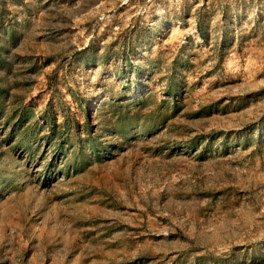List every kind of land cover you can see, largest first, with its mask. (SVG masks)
<instances>
[{
    "label": "rangeland",
    "instance_id": "374dc122",
    "mask_svg": "<svg viewBox=\"0 0 264 264\" xmlns=\"http://www.w3.org/2000/svg\"><path fill=\"white\" fill-rule=\"evenodd\" d=\"M0 264H264V0H0Z\"/></svg>",
    "mask_w": 264,
    "mask_h": 264
}]
</instances>
